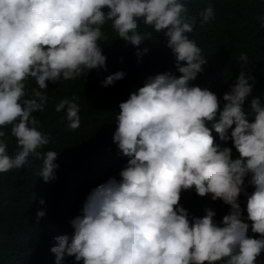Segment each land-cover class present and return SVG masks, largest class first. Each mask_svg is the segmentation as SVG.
<instances>
[{
  "label": "clouds",
  "instance_id": "obj_1",
  "mask_svg": "<svg viewBox=\"0 0 264 264\" xmlns=\"http://www.w3.org/2000/svg\"><path fill=\"white\" fill-rule=\"evenodd\" d=\"M187 11L182 0H0V173L22 168L31 155L40 160L33 166L47 185L57 179L58 163L73 149L72 135L80 127L77 98L55 106L68 122L63 134L38 131L33 113L44 110L49 83L107 70L98 43L108 39L101 30L106 22L137 48L138 62L149 51L139 46L151 38L137 31L138 22L163 32L179 73L149 76L119 103L114 175L86 196L80 214L69 221L72 234L54 238L55 264L65 257L76 264H256L264 252V103L254 97L245 111L255 86V77L245 71L223 94L222 110L217 94L191 83L207 59L186 35L196 23ZM214 15L213 7L204 9L201 26ZM258 19L264 26V16ZM240 60L248 64L247 54ZM125 76L117 71L101 85L113 86ZM29 79L36 85L30 92ZM7 143L18 149L14 156ZM79 169V176L95 174ZM189 190L222 201L229 212L219 222L211 209L190 217L181 204ZM44 216L37 211V222ZM250 227L258 238L249 236Z\"/></svg>",
  "mask_w": 264,
  "mask_h": 264
},
{
  "label": "trees",
  "instance_id": "obj_2",
  "mask_svg": "<svg viewBox=\"0 0 264 264\" xmlns=\"http://www.w3.org/2000/svg\"><path fill=\"white\" fill-rule=\"evenodd\" d=\"M182 2L188 9L185 15L189 20L195 18L196 21L193 31L186 35L195 41L202 49V56L207 59L202 66L203 72L191 83L207 87L217 94L222 110L223 94L235 82L240 71H245L255 77L253 92L244 105L245 111H250V102L254 97H260L264 103V26L258 19L264 16V0ZM209 6L214 9V18L201 26L200 13ZM101 30L108 37L98 42L107 57V70H91L74 80H62L61 84L53 87L49 83L46 90L48 102L44 110L33 113L39 121L38 131L46 136L63 134L64 129L69 128L68 122L66 118L62 121L65 113L56 112L55 106L62 99L77 98L73 102L80 107V127L72 135L73 149L67 151L58 163L55 172L57 179L47 185L37 175L40 170L33 166L40 160H32L31 155L22 168L0 173V264H55V255L50 251L55 246L54 238L72 234L69 221L80 214L86 196L94 187L114 175L118 149L113 143V134L119 103L142 87L149 76L166 71L179 76L175 57L166 46L163 32L157 33L142 20L138 22L137 31L141 35L151 33V38L139 46L141 50L147 48L149 51L138 62L135 55L137 48L119 38L111 21L106 22ZM241 54H247L248 64L240 60ZM117 71L125 72V78L116 81L113 86L103 87L101 82ZM33 87H36L33 80L26 81V91L30 92ZM207 126L211 128V123ZM3 130L7 133L5 137H8L11 125ZM213 135L216 134L213 132ZM216 139L219 142L218 137ZM7 145L8 154L14 156L18 149L12 144ZM227 146L232 147L231 142ZM84 155L86 158L77 164V158ZM238 157L239 153L233 148L232 158ZM126 162L127 157L123 160L122 168ZM79 168H88L95 174L90 179L81 172L79 176ZM248 191H252L251 187ZM40 199L45 201L43 205L39 203ZM239 199L242 207H245V198L241 196ZM181 204L189 211L190 217H201L205 209H211L216 213L217 222L230 208L220 200L213 202L210 196L199 197L194 190L182 193ZM37 211H45V216L39 222L36 220ZM244 217H247L246 211ZM248 234L258 238V234L251 232V227ZM63 264L76 262L74 257H65ZM256 264H264V252L257 257Z\"/></svg>",
  "mask_w": 264,
  "mask_h": 264
}]
</instances>
